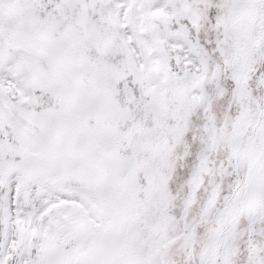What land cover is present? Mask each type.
<instances>
[{"label":"snow or ice","instance_id":"snow-or-ice-1","mask_svg":"<svg viewBox=\"0 0 264 264\" xmlns=\"http://www.w3.org/2000/svg\"><path fill=\"white\" fill-rule=\"evenodd\" d=\"M0 264H264V0H0Z\"/></svg>","mask_w":264,"mask_h":264}]
</instances>
